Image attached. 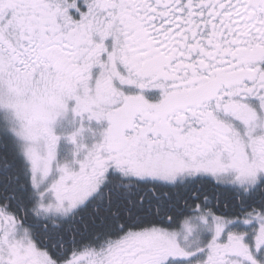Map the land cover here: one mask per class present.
Instances as JSON below:
<instances>
[{"label":"snow or ice","instance_id":"snow-or-ice-1","mask_svg":"<svg viewBox=\"0 0 264 264\" xmlns=\"http://www.w3.org/2000/svg\"><path fill=\"white\" fill-rule=\"evenodd\" d=\"M0 264H264V0H0Z\"/></svg>","mask_w":264,"mask_h":264},{"label":"rangeland","instance_id":"rangeland-1","mask_svg":"<svg viewBox=\"0 0 264 264\" xmlns=\"http://www.w3.org/2000/svg\"><path fill=\"white\" fill-rule=\"evenodd\" d=\"M93 128H96L95 126H92ZM85 140L88 144H91V139L88 137V133H85ZM71 148V145L69 146L66 145V142L62 139L60 142V147H59V155L61 158H63L68 152L69 149Z\"/></svg>","mask_w":264,"mask_h":264},{"label":"flooded vegetation","instance_id":"flooded-vegetation-1","mask_svg":"<svg viewBox=\"0 0 264 264\" xmlns=\"http://www.w3.org/2000/svg\"><path fill=\"white\" fill-rule=\"evenodd\" d=\"M91 126L98 127V124H97V122L93 121ZM103 126L106 127V122L104 123ZM61 140H62V139H61ZM60 142H61V141H60ZM84 142H85V144H87V145H89V146L91 145V144H88V143L86 142V140H85ZM66 145L69 146V144H67V143H66ZM59 147H60V145H59Z\"/></svg>","mask_w":264,"mask_h":264}]
</instances>
